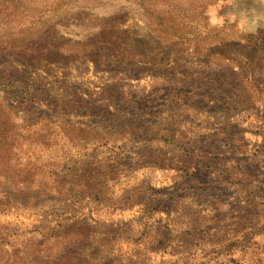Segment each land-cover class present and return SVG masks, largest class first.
Masks as SVG:
<instances>
[{
	"label": "rangeland",
	"instance_id": "1",
	"mask_svg": "<svg viewBox=\"0 0 264 264\" xmlns=\"http://www.w3.org/2000/svg\"><path fill=\"white\" fill-rule=\"evenodd\" d=\"M161 1L231 41L187 52L150 0H0V264H264V0Z\"/></svg>",
	"mask_w": 264,
	"mask_h": 264
},
{
	"label": "trees",
	"instance_id": "2",
	"mask_svg": "<svg viewBox=\"0 0 264 264\" xmlns=\"http://www.w3.org/2000/svg\"><path fill=\"white\" fill-rule=\"evenodd\" d=\"M141 1V6L146 10L148 7L145 6L146 1L148 0H139ZM150 3L153 5L149 14L154 15L158 25L164 32H173V38L176 43L183 44L186 47V51L191 53L193 50H196L201 43L205 44V42H209L212 40H216L217 43L222 44L224 43L229 44L228 41L219 38L215 33L217 32V27L212 26L207 21L201 18L200 12L192 11L189 7L183 6H175L170 2L161 1L160 3L157 0H150ZM181 32V33H180ZM248 37V38H247ZM248 44L252 45V47H256V51L254 54H259L264 57V44L261 46H257L256 42L253 40L252 36H246L245 38ZM243 40L244 39H240ZM223 44V45H224ZM86 47L85 45H82ZM255 50V49H254ZM164 52H160L162 56L159 62L167 61L168 64H173V59L171 54H163ZM140 64L146 63L145 61L138 62ZM258 89V98L257 102L261 105L264 103V98H262V90H264V83L259 84ZM3 121L1 120L0 116V136L2 135L3 131ZM5 145V144H4ZM74 229V225L71 226ZM83 232H76L74 236L77 238L78 235H81ZM33 244V243H32ZM34 249L32 257H38L45 255V250L42 245L34 244ZM35 260L32 264H41V260ZM15 264H24V262Z\"/></svg>",
	"mask_w": 264,
	"mask_h": 264
}]
</instances>
